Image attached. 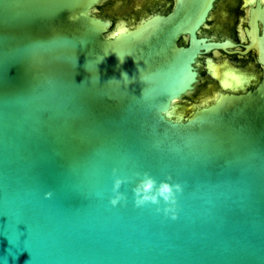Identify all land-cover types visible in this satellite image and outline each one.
<instances>
[{"label":"water","instance_id":"obj_1","mask_svg":"<svg viewBox=\"0 0 264 264\" xmlns=\"http://www.w3.org/2000/svg\"><path fill=\"white\" fill-rule=\"evenodd\" d=\"M96 1L0 0V264H264V73Z\"/></svg>","mask_w":264,"mask_h":264},{"label":"flooded vegetation","instance_id":"obj_2","mask_svg":"<svg viewBox=\"0 0 264 264\" xmlns=\"http://www.w3.org/2000/svg\"><path fill=\"white\" fill-rule=\"evenodd\" d=\"M95 4H101L102 16L113 22L150 20L153 29L159 16L166 18L179 4H198L192 35L210 44L211 51L202 58L205 74L208 66L242 78H261L264 73V51L255 43L264 37V0H97ZM190 34L180 33L178 43L188 45Z\"/></svg>","mask_w":264,"mask_h":264},{"label":"rangeland","instance_id":"obj_3","mask_svg":"<svg viewBox=\"0 0 264 264\" xmlns=\"http://www.w3.org/2000/svg\"><path fill=\"white\" fill-rule=\"evenodd\" d=\"M257 5V4H256ZM258 7V5L256 6ZM197 8L198 4H179V6L166 18L162 17L171 25L174 26V35L177 37L180 33L188 29H195L197 24ZM256 27V26H255ZM264 37H257L258 40L255 41L256 45L260 44L261 49L264 51Z\"/></svg>","mask_w":264,"mask_h":264},{"label":"clouds","instance_id":"obj_4","mask_svg":"<svg viewBox=\"0 0 264 264\" xmlns=\"http://www.w3.org/2000/svg\"><path fill=\"white\" fill-rule=\"evenodd\" d=\"M117 184H119V181H117ZM151 185H152V181H151V180H146V181H144V182L141 184V186L137 189V191H142V190H144V189H148V188L151 187ZM159 191H160L161 193L167 194L168 191H169V189H168V185H167V184H163V185H161ZM148 198H149V197H145V199H148ZM166 198H167V197H166ZM151 199H155V197H151Z\"/></svg>","mask_w":264,"mask_h":264},{"label":"bare ground","instance_id":"obj_5","mask_svg":"<svg viewBox=\"0 0 264 264\" xmlns=\"http://www.w3.org/2000/svg\"><path fill=\"white\" fill-rule=\"evenodd\" d=\"M223 79L226 80L227 79V76H224Z\"/></svg>","mask_w":264,"mask_h":264}]
</instances>
